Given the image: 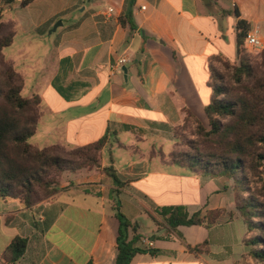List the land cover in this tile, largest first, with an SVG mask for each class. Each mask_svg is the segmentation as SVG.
Here are the masks:
<instances>
[{"label":"crops","instance_id":"1","mask_svg":"<svg viewBox=\"0 0 264 264\" xmlns=\"http://www.w3.org/2000/svg\"><path fill=\"white\" fill-rule=\"evenodd\" d=\"M8 12L18 18L5 21L27 39L60 32L45 55L34 57L28 42L18 60L8 58L23 66L25 90L27 68L51 55L50 75L42 64L44 76L34 89L42 117L30 142L70 149L104 137L107 143L100 169L64 173L50 198L31 207L0 199V264H8L3 255L18 237L28 246L15 264H116L118 211L132 225L130 238L139 237L136 246L146 250L131 264H240L250 248L235 180L196 175L174 164L171 151L188 111L207 120L210 59H240L239 20L264 37V0H34ZM128 15L134 28L121 22ZM68 17L71 25L53 31ZM121 56L130 60L126 71L112 75L110 66ZM106 168L114 169L120 185ZM167 198L177 202L166 204ZM170 206L202 217L223 213L212 226L170 232L158 215ZM147 219L156 226L152 235Z\"/></svg>","mask_w":264,"mask_h":264},{"label":"trees","instance_id":"2","mask_svg":"<svg viewBox=\"0 0 264 264\" xmlns=\"http://www.w3.org/2000/svg\"><path fill=\"white\" fill-rule=\"evenodd\" d=\"M2 1L12 9L17 4L26 7L34 0ZM236 15L240 16L238 11ZM2 17L0 14V29L7 30L8 34L0 38V199H19L31 207L56 193L55 186L64 173L100 169L107 138L63 154L60 153L63 146L39 148L30 142L42 117L38 110L42 100L38 95L26 98L22 94L24 79L4 53L14 43L16 32L2 22ZM121 22L135 27L130 15L122 18ZM238 29V43L242 47L250 27L239 20ZM240 53L239 66L221 56L210 59L208 85L213 96L206 107V115L211 130L206 133L200 119L188 111L184 124L175 131L176 136L178 131L197 124L201 134L217 136L220 147L215 148L216 152L205 155L206 158L187 155L178 158L172 153L171 159L174 164L196 175L223 174L236 181V206L248 227L244 243L250 248L240 264H264V79L258 78L248 57L242 56V51ZM217 63L227 67L233 65V80L238 88L225 84L224 76L215 67ZM244 78L249 81L245 82ZM105 172L113 177L116 184H121L113 168H106ZM247 172L253 175V180ZM252 183L254 188L250 185ZM222 213L223 210H215L204 217L200 213L190 215L184 206L164 207L158 211L170 232L181 225L207 223L212 226ZM117 216L120 229L116 264H131L137 254L146 250L136 246L139 237L130 238L132 225L127 217L120 211ZM27 246L26 239H14L3 255L4 260L15 264Z\"/></svg>","mask_w":264,"mask_h":264},{"label":"rangeland","instance_id":"3","mask_svg":"<svg viewBox=\"0 0 264 264\" xmlns=\"http://www.w3.org/2000/svg\"><path fill=\"white\" fill-rule=\"evenodd\" d=\"M7 6L6 3H4V1L0 0V14H3L2 17V22H4L5 24H9L10 26V30L15 31L16 32V37H15V41L14 44L12 46H10L9 48H7L5 50V56L8 62H10L11 64H14L12 61H10L8 58H14L13 60H18L19 59V52L20 50H22L24 48V46L28 45V42H32L33 44H31L32 49H34V51L37 52V54L34 57H37L38 55H45V53H48L46 49L53 47L57 41V39L59 38L60 32L59 33H53L52 35H50V31L47 33V35H45V37L43 38H30L27 39L24 36V33L22 32L21 28H17L16 30V25L13 24L11 21H5V20H14L15 18H18L17 14L15 12H8L5 13ZM5 13V14H4ZM80 13L78 11H75L74 15H79ZM58 22H62L63 25H65V27L71 25V23H73V21L70 20V17L65 18L62 20H59L56 22V24ZM55 24V25H56ZM54 25V26H55ZM8 34V31L6 30H2L0 29V38L3 36H6ZM52 52H54V50H52ZM245 55L248 57L251 65L253 66L255 73L257 74L259 79H264V67L262 66V52L261 53H254V52H250L247 49H242V56ZM237 54L236 52L233 54V58H236ZM45 59L44 62H42V64L45 66H47V69L45 71V74L47 76L50 75V65H51V55L48 54V56ZM240 60L234 62V65L239 66L240 64ZM42 64H38L37 66L33 67V68H27L26 70V74H27V88L24 90L23 89V96L26 98H33L36 96V91H34L35 87H37L36 85L38 84V82H40V79L44 76V71L42 70L40 72L39 69L42 68ZM232 65V64H231ZM233 66V65H232ZM232 66L227 67L226 65H224L223 63H217L215 64L216 69L218 70V72H220L223 76H224V82L225 84H227L228 86L232 85L235 89L238 88L233 80V72H232ZM14 67L16 68L17 72L20 73L24 79L25 82V78L24 75L19 71V70H24L23 66L21 65H17V67L14 65ZM19 69V70H18ZM244 81L247 82L249 81L248 78H244ZM25 88V86H24ZM38 110L41 113L42 112V105H40V107L38 106ZM202 126L204 127V129L206 130V133L209 132L211 130V126H210V122L209 119L207 117L206 122H203L202 120H200ZM264 126V125H263ZM216 147H220L219 144V140L217 136H208L206 134H201L200 131L198 130L197 124H191L190 126L178 131L177 135H174V148L171 151V154H175L176 157L181 158L182 156L185 157L187 156H198V157H205V155H209L212 152H216L217 150H215ZM72 149L68 148V147H61L60 149V153H67L69 151H71ZM206 158V157H205ZM179 169V168H177ZM248 173V172H247ZM69 175H71V173H69ZM249 177L251 180H253V175L248 173ZM63 178V175L59 177V181L57 183V185L55 186V188H58L61 184V180ZM235 185H236V181H235ZM238 185L241 186V183L238 182ZM251 187H255V184L252 183L250 184ZM237 186H236V190H237ZM240 191L243 192V189L240 187ZM248 196V195H247ZM47 198L43 199L42 201L46 200ZM172 202H177V199H170L167 198L166 199V204H172ZM168 206V205H167ZM147 226H149L151 229H147V233L149 235H152L153 231L155 230L156 226L154 224V222L150 219H147Z\"/></svg>","mask_w":264,"mask_h":264},{"label":"built area","instance_id":"4","mask_svg":"<svg viewBox=\"0 0 264 264\" xmlns=\"http://www.w3.org/2000/svg\"><path fill=\"white\" fill-rule=\"evenodd\" d=\"M143 10L146 7H142ZM245 49L254 53H261L264 51V37H262L259 32L251 31L247 33L245 38ZM130 62L128 57L121 56L115 60V62L110 66V71L112 75H116L123 71V68Z\"/></svg>","mask_w":264,"mask_h":264},{"label":"water","instance_id":"5","mask_svg":"<svg viewBox=\"0 0 264 264\" xmlns=\"http://www.w3.org/2000/svg\"><path fill=\"white\" fill-rule=\"evenodd\" d=\"M62 24H63L62 22H58V23L55 25L53 31H56L58 27L62 26ZM124 70L126 71V68H125V67H124Z\"/></svg>","mask_w":264,"mask_h":264}]
</instances>
